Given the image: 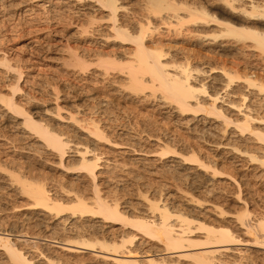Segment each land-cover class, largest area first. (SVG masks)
<instances>
[{"label":"rangeland","instance_id":"1","mask_svg":"<svg viewBox=\"0 0 264 264\" xmlns=\"http://www.w3.org/2000/svg\"><path fill=\"white\" fill-rule=\"evenodd\" d=\"M131 1L132 2H130V5L133 8L135 7L136 9H139L140 7L139 4L135 2V0H131ZM175 1L179 3H187L188 5L190 4L191 7H195L198 4V1L200 0L198 1L196 0L197 2L195 0H175ZM202 1L199 2V4L204 2L203 4L208 7L214 6L217 2L215 0H204L203 2ZM81 7L83 6L80 5V3L76 5L75 1L73 0H0V62L2 61L3 56H6L13 68L17 66V68H21L24 71V74L20 79V84L22 89L20 90V92L17 91L18 93L16 92L15 96H17V98L21 100L20 102L23 101L22 103L23 105H25L24 107H26L27 109L29 108V110L31 108V111L37 110V112L35 113L37 114L39 113V115L40 114L42 116L47 115L46 116L47 119H49V117L54 113H55L54 116L56 117L57 115L56 112L57 110H59L58 108L61 107L60 112L62 113L63 118L57 116L58 118L56 117L55 119H53L52 123L55 124V125L53 124L54 127L56 128V126H58V129L60 128V125L62 126V128L65 127L64 129L60 128V130L63 131L66 129L64 131L65 134L66 135L69 134L68 136L72 139V141H74V143L77 142L80 143L82 142L83 144L91 143L90 148L92 146L93 149L98 148L100 150L99 151L96 149L97 152L102 153V159L99 162L100 165L98 166L96 172L97 173L96 182L98 185V189L100 190V192L102 190V193H104V196H106L105 198L106 199L108 198L109 201L112 200L111 202L120 203V206L123 212L125 211L124 212L125 214L129 216H133V214L136 216L137 215L143 216L145 213L149 211L148 210L150 208L149 205L151 204L149 200L153 201L154 199L155 200L161 199L162 200L161 204H166V205L168 204L167 207L173 212H178L179 210H183V212L184 211H186V213L188 212L187 213L188 216H190L189 213L196 215L198 219L203 221L205 220V222L207 221V223H209V221L210 222L212 221L211 223L214 222L217 224L219 222H222L231 225V227L233 228L234 227L237 228L238 226L237 229L238 231H240L239 233H241L240 238L243 237L244 239H247L249 236L243 234V232L245 233V231H243V229L239 227L240 223L237 220H235L237 214L236 212L238 210L242 211L240 210L241 205L243 207L245 201H248V204L251 203L249 204V208L251 206L250 210L252 211V214L256 213L257 215V211L259 212L260 209L258 207L256 208V206L260 205L259 203L261 201V197H262L261 195L264 194L263 192L264 184L262 185L263 181L260 175L261 168H259L260 167L258 165L259 162L258 161L256 162L255 160H254L255 162L253 161L249 162L251 160L249 159V156L247 154L242 155L238 151H235L233 149L235 145H237L236 147H239L241 150L243 151L247 150L249 152H252L254 155L258 156L260 154V150H259L260 146L258 147L259 142H257V140H254L255 138L253 136L250 135L248 136V134L246 135V137L240 134H235L237 132H233L232 131L233 129L227 131L225 135L223 133L222 134L218 133L221 137H217L218 135L216 134H215L216 136L215 135L208 136L206 134L204 138V135L202 136V133L199 130L205 125L206 120H211L213 116L210 115L211 117L210 116L205 117L207 114L204 115L205 114L204 111L203 112L199 111L195 113L180 112L175 107V104L169 103V101L162 99L161 94L159 92L155 93V95L152 94L150 89L149 90L147 89L144 92H135L134 94L131 91L132 89L126 87L125 83L127 80H125L124 82L125 79L123 76L124 74L123 73L120 74L117 70L111 72L112 77L108 75H102L100 73L101 67H99L98 65V68H96L97 67L96 59L99 58H95L97 57L95 53L99 54L101 53L100 52L101 50L102 52L104 51L105 53L111 54L110 56L112 57L116 55L115 57L118 58L119 56L122 57L123 55H125L126 54L125 52H127V49L131 47V45L127 42L123 43L124 45L117 42H113L112 41L113 39H110L111 40L110 42L106 41V38L101 34L103 31H99V30L94 31V27L95 28L99 27L103 29L102 25L90 24L89 31L83 33L84 35L80 34V32L77 33L78 30L77 25L81 22L86 21V18L89 16L88 14L87 17L85 16L86 15L84 13L85 10ZM90 12H95V11H90ZM91 14L97 15L98 13L96 11V13H91ZM153 15H152L153 21L159 25V29H157L158 31H155V33L152 34V37L150 35L151 40L149 37L147 43L149 45L150 44L154 45L160 39V42L163 44L161 45L165 48L164 52H166V54L169 52L168 54L169 56H166V58L170 57L171 55H174L175 58L178 60V62L182 61L184 64H188L190 67L194 69L196 68L201 69V72L197 73L195 71L194 73L196 74L199 80L200 77L201 79H204L203 81L207 83L210 90H212L211 86L218 83L219 78L221 81L222 78V73L220 72L218 73L214 69L217 67H218L217 71H221L223 67L230 70L232 69V71L233 68L234 70L236 68L238 69L236 71H238L239 74L241 73V75L244 74L253 75L252 77L253 78L255 77L258 80V82L259 81L262 82L264 80V57H263L264 54L261 55V57H259L261 53L259 52L260 53L259 54L256 48L254 47L252 48V42H250L249 40L246 42L245 45L244 44L245 42L243 41L237 42L236 38L230 37L229 42L227 43L228 38L227 39L220 38L219 40L214 38L215 39L214 40L211 35H209L210 36L209 37L207 34L200 31H196V32L203 34L201 35L198 33L196 34V32L192 33L195 31L193 30L195 29L194 27H196L197 30L198 29L201 30L202 28L208 30L207 28H209L210 29L209 32H211L213 30V29L211 30V28L214 26L213 28L215 30L216 25H212L208 27V26H204L203 24L195 25L194 23H187L186 26L182 28L181 32H178L176 31L175 26H168V24L162 23L163 20H160L159 16L156 15L157 17L155 16L156 18L155 19ZM71 18L73 21L75 20L74 21L75 24L71 20ZM75 18L78 20H76ZM99 21L103 22L104 20H99ZM195 34L199 35L201 38L199 36L197 37ZM204 37H206L207 39ZM210 38H212L215 42H212L213 40L210 41L211 40ZM153 39L157 42H155ZM216 40L219 42H217ZM153 42L154 44H152ZM160 42H158V45L159 47H162L160 45ZM247 43L249 46H247ZM219 44L222 45L224 44L225 47ZM95 48L99 51H97ZM71 53L72 54L80 53L81 55L80 54L79 55L81 57L84 56L85 58L84 60H86L88 63L94 62L96 60L95 63L96 65L92 63L93 65L91 64V66L89 67L90 65L89 63L88 65L89 69H86V72L84 71L82 73L78 72V69L76 70L74 67L67 65V61L72 56ZM93 53L95 56L93 55ZM125 57L127 56L125 55ZM125 57L123 59H125ZM5 67L6 66L0 63V92H2V94H5V96H8L12 94V89H10L11 88L10 84H12L13 83L12 81L15 80L16 78L15 74L17 72L13 70V68L9 70ZM210 68H213V71L214 70L215 71L213 72L212 69ZM205 70L206 72H204ZM115 72L119 73L116 74L118 76L120 75L119 77H121L123 83H118V81H116L117 83L114 82L116 78H117L116 80L120 79V78L118 79V76L115 74ZM216 75L217 77H215ZM212 76L214 79L216 78L215 81H212L213 79ZM122 77L124 79H122ZM109 78L113 80L111 81ZM261 79L263 80L261 81ZM121 80H119V82H122ZM238 83L239 82L236 81V84ZM120 84L124 85L125 88L122 87ZM240 84H244V82H240ZM119 85L121 86L120 87L121 89L119 88ZM116 89L119 91H117ZM123 89L124 90L127 89V90L123 91ZM7 92H9L10 94L8 93L6 95ZM56 94H58L57 95V97H59V99L57 98L58 100H55ZM149 94L153 96H150ZM28 96L31 98H29ZM105 96H108L111 99L109 107L105 108L107 114L104 113L109 117L105 119L106 121L103 124L106 127L109 140L101 139L99 143L98 142L99 139H97L96 141V137L94 135L89 136L88 131H86L85 128L82 127V125L89 123L90 118H98L104 116L102 113L103 111L99 112L102 109L101 108L99 109L98 101L101 99L102 100L105 99L106 98ZM2 102L3 101L0 102V108L2 110V111L0 110L1 111L0 112V146H1L0 156L2 155L1 159L3 161L0 159L2 162V166L0 167V179L1 178L3 179H1L2 181L0 180V187L3 190L0 189V196H1L0 211L4 208L3 205L6 206L5 207L6 209L5 208L3 209L5 210V212L3 210H2L3 213L0 212V216L2 217L4 216L3 218H5L4 221L0 223L1 232L2 229L3 232H5V230L6 232L7 231L10 232L9 230L10 227L14 226L13 228L11 227V229H13L11 233H13L14 231L13 233L14 238H18L21 240H24L26 238H30V239L32 238L31 241L37 240L39 242L40 247L41 246L43 247V248L41 247V249L45 250V252L47 253L52 252L54 255L62 256L63 258H65V255L66 258L69 255L82 256L85 252H88L87 249L78 250L77 253L70 254L69 252L67 253L65 251H62L59 248L60 247L59 243L54 242L53 239L46 240V238L41 235L43 233L51 234L54 226V222H53L54 220L47 219L48 221L50 220L49 222L46 220L47 224L43 223L46 221H41L40 225L43 228L40 225H39L40 229L39 226L37 227V229L36 227H34L35 232L33 228L32 229L33 232H31L29 236L27 235L28 234L27 231H29L28 223H30L31 221H35L40 216H38L35 213V211H32L33 213H35L33 214L31 210L26 209V205L23 204V201L26 200L24 199L25 197L19 196L20 197L19 198L18 194H15V192L13 191V187L9 186V183H11L12 182L11 180L14 178L13 175L10 174V172L14 173V175L15 174L24 175L28 178L31 177V179L40 177V179L42 178V180H45L46 177L49 178L51 177L52 179L48 178L46 180L49 183V184L47 183L48 188L49 189L52 188L51 189L52 195L54 196L55 194L56 196L57 195L56 193L59 192L58 193L59 197L64 196V198L62 197L63 199L67 197L65 200H68V198L72 197V195L76 197L78 195V193L76 192L81 191L83 186H87V188L83 187V189L85 188L86 191L88 189L92 190V191L88 190V192L86 193V197L87 196L89 197V195L94 196V193L90 194L91 192H93V187H91L93 186L92 182L91 181H90L91 183L89 182V180H91L90 177L86 175L87 173L85 170H81L78 168L75 169L71 167L73 166V164L76 165L75 162L78 164L79 161V156H77L76 151L69 150V152L67 153L68 157L65 156L64 159L65 163L63 162L62 164L63 166L60 165L57 156L53 155L55 154V152L53 151H52L53 153L49 152L51 150H47L44 147H42L41 149V146L39 144L38 146H40V150H43L42 153H40L41 151L39 152V150L34 151L35 149H39V147L36 144L38 143L37 142L38 140H36L37 138L36 135L25 131H24L25 133H23V128L20 127L21 126L20 124H18L21 122V119H23V116L21 117V115L14 114L13 112L12 113L10 112L12 114L10 116V113L7 112V108L5 107V104H2ZM27 103H29L30 105ZM57 104L60 106H57ZM56 107L57 110H54L56 109ZM43 108L46 111L53 110L54 113L52 112H51L52 114H50V112L47 113L46 111H44ZM3 111H5L9 116L7 114H4L5 112ZM94 111L96 114L94 113ZM71 114L81 122H75L74 120H72L70 117ZM45 116H43V118H46ZM16 118L18 122L15 121V123H13L14 122L13 120H15ZM16 125L17 126L20 125L19 128ZM155 130H157L158 132L157 131L154 132ZM21 132L23 133V135L25 134L24 136H26V134H28V136L23 137ZM29 134H31V136L34 135V137L33 136L30 137ZM238 136H240L241 138H239ZM14 138L16 139L19 138V140L17 139L19 142L16 140L17 142L15 143V141L13 140ZM168 140L170 143L168 142ZM216 140L217 142H219L218 143L219 146H217ZM95 141L98 143H95ZM116 142L118 144H115ZM225 142L227 146L224 145ZM131 144H134L135 147L131 146ZM174 144H176V146ZM14 145H16L15 148L13 147ZM36 146L38 148H36ZM71 146H74V144ZM165 147L170 152L165 156H161L160 152L162 148ZM217 147L219 149H217ZM256 147H258L259 149ZM132 149L135 150L133 151ZM37 151L38 153H36ZM218 152H220V154ZM192 154H195L200 160L204 161L209 166L214 164L211 166V168L213 166L215 167V163H210V162H214L217 160L216 162L219 163V165L216 164L217 171L220 172L219 174H223V175H216L218 172H216V174H213V171H215L214 167L212 169L210 167L201 168L198 165V163H194L189 160L185 161V159L182 156V155L190 156ZM9 158H11V161L9 160ZM12 159L17 161V163H15L16 161L15 162L13 161L15 165L17 164L16 166L13 165ZM6 160L9 161L8 164L11 165V167L8 164H5ZM68 160L72 165L67 162ZM240 160L243 161V164H241L242 162ZM66 163L70 164L71 166L70 165L69 166L74 170H72L69 166H68L69 168H67L65 166ZM3 164L8 165L9 168L6 167L5 165L4 167ZM31 165L34 167H32ZM3 167L6 169L5 172L4 169H1ZM31 167L32 169L35 168L36 170L35 169L31 170L30 169ZM10 168L12 170L16 168L17 170L14 169V171L16 170V173L12 171ZM218 168L219 169L222 168V169L218 170ZM228 168L230 169L229 171L230 174L228 173L227 174L231 175V177L226 174L227 170H229ZM103 170L104 171L107 170V171L104 172ZM6 171H8V173L12 176V179H10L9 174L6 175L7 174ZM36 171L39 172L38 173L39 175L42 174L41 172H43V174L45 173V175L42 174V177L39 175L37 176ZM1 173L5 176H2ZM27 173H29V175ZM31 173L33 175H31ZM189 174L190 175L193 174L194 176L197 174L196 175L197 177L195 176V179L193 180L194 176L193 175L189 176ZM236 174L238 175L239 178L237 177ZM35 175L36 177H33ZM43 177H45V179ZM190 177H192V180ZM232 177H234V179H232ZM237 179L239 180V183H237L238 181H234ZM54 180L56 182L60 181V183L59 182L56 183L54 182ZM244 181H246L247 183H244ZM62 182L64 185H61L62 189H60L61 187L59 186L60 187L59 188L58 185L62 184ZM53 183H56L57 185L56 184L53 185ZM79 183L82 185V187ZM14 184L15 187L16 185L18 186V182L15 180H14ZM77 184H79L80 187H78ZM238 184H240V186H238ZM6 185H8L9 187ZM3 186L5 188L7 187V191L5 188H3ZM65 186H66L65 191L66 192L69 191L68 193H72V195L71 194L69 195L68 193L66 194V192L64 191ZM67 186L68 188L73 186L72 188L73 189L77 188V190L75 191L72 190L73 191L72 192L70 190L72 188L68 190ZM239 187L242 189L240 190ZM54 189L57 191H55ZM85 190H82L83 192L82 193L79 192V193L85 196V194H83L86 192ZM8 191H9V195H6L8 194ZM10 192H14L11 193L12 197L13 195L15 196L13 197L14 199L12 198V200L10 199L11 198ZM60 192L65 194L66 197ZM237 192L238 193L241 192V194L244 195L243 196L241 195L240 196L241 198L238 199L239 197L238 196H237L238 198L236 197V194L239 195ZM92 196L90 197L92 198ZM2 198L3 199L5 198L4 199L5 201H2L3 200ZM189 198L191 199L193 198V202H191L192 200L188 201ZM6 199L9 200L10 203ZM196 200L197 202L193 204ZM6 201L8 202V204ZM13 202L16 203L13 204L14 206H12ZM15 205H17L18 207H20V205L21 206L25 205L24 206L25 208L20 207L21 208L20 209L17 208V206ZM10 206L12 207V209L16 207V209H13L15 210V212L14 211L10 212L11 209ZM216 206H218V208ZM221 207L222 210H225L227 208L225 210L227 215L225 212H224L225 214L223 215L220 212L222 216L220 215V213H218L219 210H221L220 209ZM190 208H192V210ZM188 209H190L191 211ZM252 209L255 210V212ZM10 213L12 216H10ZM14 213L16 214L14 215ZM24 214H26L27 216L29 215L30 217L33 214L32 216L36 218L33 219L34 217H31L33 220L31 219L30 221L28 219L29 216L27 217ZM253 215H254L253 217L255 218L256 215L255 214ZM7 217H12L13 221L11 220V218H8L9 219L8 220ZM85 218H87L88 221ZM38 219L40 222V218ZM69 219L71 220L72 218ZM69 219L68 222L70 223ZM80 219L81 222L85 219L86 220L85 223H87L88 225H93L94 229L96 230L99 229L100 233L103 232L108 236L110 235V237H113L114 235L115 237L121 238V233L126 232L123 230H128L127 234H129L131 230L134 231V228L130 226L127 227L124 226V228L126 229H123V225L121 224V222L118 221L108 222V223L104 222L101 217L97 218L98 220L96 218H94L93 220L91 219V221L90 218L87 216H85L84 219L80 217ZM14 220L16 221V223L14 222ZM50 222L52 224H50ZM68 222L67 225L70 226L71 224H69ZM81 222H79V224ZM90 222L91 223L94 222V224L93 223L91 224ZM95 223L97 224L98 228L95 227L96 226ZM1 224H3L5 227ZM43 224H45L46 226ZM15 225H18L16 226L17 229L15 228ZM44 227H47L48 229ZM23 230L26 231V233ZM197 230H196L197 232H194L197 234V235L195 234L194 237L198 236L197 238H199L201 237V233H204V231L203 229L201 231L200 229ZM36 231L40 233L41 237L38 235V233L36 234ZM34 233H35V237H34ZM55 235L59 236L60 234H55ZM137 238L139 239V236ZM24 243L22 241V244L24 246L26 245L25 248L27 249L31 248L32 250L31 242H29L30 247L29 246L27 247L28 243L26 242ZM241 243L242 242H240V244L236 243L233 246L241 250L239 251V254L236 257L230 256L228 258L229 255L228 256L224 255V257L222 256L221 258L228 261L231 259L230 261H232L234 264H245V263L249 264V262L250 264H254V263L264 264L263 248H261L260 246L258 247V245L253 246L251 244H244L246 242L242 244ZM59 252L61 253L64 252L65 254L62 253L60 255ZM190 260L189 259L184 260L183 258L180 259V261L179 260L177 261L179 264H195L192 260H191L192 262Z\"/></svg>","mask_w":264,"mask_h":264},{"label":"bare ground","instance_id":"2","mask_svg":"<svg viewBox=\"0 0 264 264\" xmlns=\"http://www.w3.org/2000/svg\"><path fill=\"white\" fill-rule=\"evenodd\" d=\"M73 1H75L76 5L80 3V5L83 6L81 8H83L85 10L84 13L86 14L85 15L86 17L89 15L86 18V21L81 22V23H79V21H78V23H79L78 25L76 23V25L78 26L77 27V29H78L77 33L80 32V34L84 35L83 33H86L89 31L90 24L102 25L103 29H101L99 27L98 28L94 27V31L95 30L103 31L101 34L106 38V41L110 42L111 41L110 39H113L112 40L113 42H117L120 44L127 42L131 45V47H129L127 49V52H125L126 53L125 55L127 57H125V55H123L122 57L119 56V57H121V58L118 57L119 59L117 57H115L116 55H114V57H112V56H110L111 54L105 53L104 51L102 52L101 50H100L101 53L98 52L99 54H97V53H95L96 51L94 50L95 52L94 51L93 52L97 55V57H95V58H99V59H96L97 65L95 64L96 60L94 62H91V63L89 62L90 63V65H89V63L86 60H84L85 59L84 56H82L83 58L80 56L81 55L80 53H78V54L77 53H74V54L71 53L72 56L67 61V65L74 67L76 70L78 69V72L82 73L83 71L86 72V69H89L88 65L90 67L91 64L94 63L97 66L96 68H98V65H99V67H101L100 73L102 75H108V76H111L112 71L114 72L117 70L120 74H122V73L124 74L123 76L125 79L123 77H122V79H124V82H125V80H127L125 85H126V87H129L130 89H132L131 91L134 94H135V92H144L145 90L150 89L152 94L155 95V93L159 92L161 94L162 99L169 101V103L175 104V107L180 112H194L195 113V112H199V111H201V112L204 111L205 112L204 115L207 114L205 117H208L210 115L213 116L212 117L213 119L211 118V120H206L207 124L205 122V125L203 124L204 126L203 127L201 126L202 128L199 130V131H201L202 136L204 135V138H205L206 134L208 136L209 135L214 136L216 134V135H218L217 137H221L219 135L220 133L221 134L223 133L225 135V133L227 131H229L230 129H233L232 130L233 132H237L235 134H240V135L245 136V137L247 134H248V136L249 135L253 136L255 138L254 140H257V142H259V144H260V145L258 144V147L260 146V149L258 147H256L260 150V154L258 156L254 155L252 152H249L247 150H245V151L241 150L239 147H236L237 145H235L233 150L238 151L242 155L247 154L249 156V159L251 160L249 162H252V161L253 162H255V161L259 162L258 165L260 167L259 166L258 167L261 168L260 175H261L262 181H263L262 185L264 184V80L261 79V81L262 80L263 81L258 82V80L255 77L254 78L256 80L252 77L253 75H250V74H249L250 76L246 75V74L241 75V73L239 74L238 71H236L238 69L235 68V70H234L233 67H232L233 71H232V69L230 70V69H227L224 67L221 69V71H217L218 67L217 68L213 67L216 70V72L222 73V78H221V81H220V78L218 79L219 80L218 83H216V82H215L216 84L212 83L214 85L211 86L212 90H210L207 83H205L203 81L204 79H201V77H200V80H199L197 78L196 74L194 73L195 71L197 73L201 72V69H198V68L194 69V68L190 67L188 64H184L182 61L178 62V60L175 58L174 55H171L170 57L166 58V56H169L168 55L169 52L167 54H166V52H164L165 48L162 46L163 44L160 42V39L158 40V42H160V45L162 44L161 45L162 47H159L158 42L155 41L154 39L153 40L155 42H157L156 43L157 45L154 44V42L152 44H154L155 46L151 45V44L149 45L147 43L150 35L152 37V34L155 33V31H158L157 29H159V25L153 21L152 15L154 14L153 15L154 18L156 15L159 16L160 20H163L162 23L168 24V26H175L176 31H178V32H181L182 28L184 26H186L187 23H194L195 25L196 24L197 25L203 24L204 26H208V27L212 26V25H216L215 30L213 28L214 26L211 28V30L213 29L211 32H209V30H210L209 28H207L208 30H206L204 28H202L201 30L200 29L197 30V28L194 27L195 29H193V30H195V31L192 33H195L196 31H200V32L207 34L208 36L211 35L213 37V39L215 38L217 40H219L220 38H223V39L228 38L227 43L229 42L230 37L236 38L237 42H239V41L245 42L244 43L245 45H246V42L249 40L250 42H252V48L253 47L256 48L258 50V53L259 52L261 53V54L259 53L260 54L259 57H261V55L264 54V0H215V1H217L216 4L214 6H211V7L204 5L203 4L204 0L203 1L197 0L198 4L196 6L194 5L195 7H191L190 4L188 5L187 3H179L175 0H141V1L135 0V2H137L140 6V7L138 6L139 9H136L135 7L133 8L130 5V2H132L131 0H73ZM201 1L203 2V3H200L202 5L199 4V2H201ZM74 7H75V5H74ZM90 11H95V12H90ZM96 11L98 13L97 15L91 14V13H96ZM71 20H72V18H71ZM76 20H78V19H76ZM99 20H104V21L101 22ZM105 22H107V23H105ZM74 24H75V22H74ZM197 33L200 34L199 32H196V34ZM203 33H201V34H203ZM196 36L198 37L199 35H196ZM151 37H150V40H151ZM204 38H206V37H204ZM202 39H203V37H202ZM210 39H211L210 41L213 40L212 38H210ZM214 40L212 42H215ZM217 42H219V41H217ZM207 43H208V41H207ZM219 45L225 47L224 44L223 45L219 44ZM247 46H249L248 43H247ZM219 50H220V48H219ZM97 51H99V50H97ZM94 53H93V55H94ZM110 53H112V52H110ZM106 54H108V55H106ZM218 54H219V52H218ZM124 57H125V59H123ZM0 63H2L4 66H6L5 68H7L9 70H11L13 68L12 65L9 63L6 56H3V59ZM213 68H210V69H212V71H213ZM13 70H15L17 72L16 73L17 75L15 74L16 78L14 81H12L14 84L13 83L10 84V87H11L10 89H12V94L7 92L6 95L8 93L10 95L5 96V94H2V92H0V94H1L0 95V99H1L0 102L1 101L4 102V103L2 102V104H5V107L7 108V112H9V113L13 112L14 114L21 115V117L23 116V119H21V122L19 121L20 123H18L21 126L20 125H18V126L16 125V126L18 128H19V126L22 127L23 133H25V132L29 133L30 132L32 134H35L36 137L38 138L37 139L35 137L36 140H38L37 141L38 143H36L37 146L39 144L41 146V149H42V147H44L47 150H51L49 152H52V151L55 152V154H53V155L57 156V158L59 159L58 161L60 162V165L63 164L65 156H67V153L69 152V150L77 152V156H79V161L77 160L78 164L74 161L76 165L73 164V166H71L72 164L68 160L67 162L70 163L71 165L66 163L68 165L65 164V166L67 168H69L71 166L75 169L78 168V169L86 171L87 174L86 173L85 174L90 177L91 180H89V182L91 181L92 185H93V186H91V187H93V192H91L90 194L94 193V196L89 195V197L88 196L86 197V193L88 192L89 189L86 191L85 188L83 189V187L87 188V186L82 187V185L79 183L82 187V190L86 191L85 193H83V194H85V196L81 195V193L83 192L81 190V191L76 192V193H78V195L77 196L75 195L76 197H74L72 195V193H68L69 192L68 190L70 188H72L73 186L70 188H68V186H67L68 192L65 191L66 190V186H65V188L64 187L63 188H64V191L66 192V194L68 193L69 195L70 194L72 195V197H69L68 200H65L67 197L65 194L62 193L63 191L60 193L65 195V197H66L65 199H63L64 196H62L63 198L58 196L59 192L56 193L57 194L56 196H55V194H54V196L52 195V192H51L52 188L50 187L51 189H49L47 186L48 181L46 179H48L49 177H46V179H45V177H43L45 180H42V178L40 179V177L38 178L35 175L33 177H36V178L31 179V177L28 178L24 175H16V174L14 175V173L10 172V174L13 175V177H14L12 179V176L8 173V171H6L7 172L6 175L9 174L10 179H12L11 180L12 182L9 183V186L13 187V191L15 192V194H18V197L19 196L25 197L24 199H26V200H24V201L21 200V201H23V204L26 205V209L31 210V212L35 211V213L38 216H40V217H38V218H40V222H39L38 218L35 221H31V219H32L31 217H34L32 215L35 213L32 212L33 214L31 215V217L28 215L29 216L28 219L31 221L30 223H28L29 228L25 225L29 230V231H27L28 236H29V234H31V232H33V230L35 232L34 227H36V229H37V227L41 224V221H46L47 219H51V220H54L53 221L54 222V226H53L54 230L52 229L51 234H48V233L44 234L43 232L42 233L44 235L41 234L43 237L46 238V240L47 239H50V240L53 239L54 242L59 243V245H60L59 248L62 251H65L67 253L69 252L70 254L71 253L75 254L78 252V250H82V249L83 250L87 249L88 252H85L84 254L82 253L83 254L82 256L69 255V256H67V258H66V255H65V258H63L62 256L54 255L52 252L47 253V252H45V250L41 249L42 246L40 247L39 242L37 240L31 241L32 238L31 239L26 238L24 240L14 238L13 237L14 231H13V233H11V231L13 230V229H11V227H12L11 226L9 229L10 232L9 231L6 232V230H5V232H3V229L1 232V230H0V253H1L0 254L1 255L0 256V264H177L178 263L177 260L180 261V259H183V258H184V260L185 259H187V260L191 259L195 264H234L232 261H230L231 259L228 261V260H224L221 257L222 256L224 257V255H227V256L229 255L228 258L230 256L236 257L239 254V251H241L240 249L233 247L236 243L240 244V242H242V243L246 242L244 244H251L253 246L258 245V247L260 246L261 248L264 249V194L261 195L262 197H261L260 203L258 202L260 205L256 206V208L258 207L260 209V210L258 209L259 212L257 211V215H256V213H253L256 215L255 218L253 217L254 215L252 214V211L250 210L251 206L249 208V204H251V203L248 204V201H245V203H244V200H243L244 204H243V207L241 205V209H240L242 211H239V210H238L239 212L237 210H236L237 212L235 211L237 213L235 220H237L240 223L239 227L242 228L243 231H245V233L243 232V234L249 236L247 239H244L243 237H242L243 239L240 238L241 233H239L240 231H238V229H237L238 226H237V228L236 227L233 228V227H231V225H228V224H225L222 222H219L216 224L214 222L211 223L212 221L211 222L209 221V223H207V221L205 222V220L203 221V220L198 219L196 215L189 213L190 216H188V214H187L188 212L187 213H186V211L183 212V210H179L178 212H173L172 210H170L167 207L168 204L167 205L161 204V202H162L161 199H159V200L154 199L153 201L149 200V202L151 204L149 205L150 208L148 210L150 212L148 211L149 213L147 212L143 216H138V215L136 216L134 214H133V216H129V215L125 214L124 213L125 211L123 212V210L120 206V203L111 202L112 200L109 201L108 198L107 199L105 198L106 196H104V193H102V190L100 192V190L98 189V185L96 182V179H97V173L96 172H97L98 166L100 165L99 162L102 159V153L96 151V149L97 150H99V149L95 148V147H94L95 149H93L92 146L90 148L91 143L89 144L87 142H86L87 144H83L82 142L81 143L80 142L74 143V141H72V139L68 136L69 134L68 135L65 134L64 131L66 129L63 131L60 130V128H62L61 125H60L59 129H58V126H56V128L54 127L55 124L52 123L53 119H55L57 116L63 118V115L60 112L61 107L58 108L59 110H57V107H56V109H54V110H57L56 117L54 116L55 113L52 109H51L52 111H50V110L46 111L43 108L44 111H46L47 113L48 112H50V114L54 113L49 117V119H47V117H46L47 115L46 116L43 115L46 117V118H43V116L41 114L39 115V113L38 114L35 113V112H37V110L36 111L33 110L34 111L33 112V111H31V108L29 110V108L27 109L26 107H24L25 105H23V103H22L23 101L20 102L21 100H19L17 98V96H15L16 92L17 91L20 92V90L22 89L21 84H20V79L22 78L24 71L21 68H17V66L14 67ZM212 71H210V72H212ZM204 72H206V70ZM204 72H202V73H204ZM116 73L117 72H115V74ZM119 73H117V74H119ZM84 74H86V73H84ZM116 75H115V77H116ZM217 75L215 77H217ZM119 76H118V79L120 78L119 80H121V77H119ZM113 78H114V76H113ZM212 78H213V76H212ZM116 79L114 82L118 81V83H123L122 80H121L122 82H119V80H116ZM213 79H212V81H215L216 78L214 80ZM236 81L239 83L236 84ZM91 82H93V81H91ZM240 82H244V84H240ZM120 85H119V88L121 86L124 87V85H121V86ZM127 89H125V90H127ZM125 90L123 89V91H125ZM117 91H119V90H117ZM137 94H140V93H137ZM147 94H146V96H147ZM25 95H26V93H25ZM57 95L58 94H56V96L54 95L55 100L59 99V97H57ZM156 95H158V94H156ZM150 96H153V95H150ZM100 97H102V96H100ZM105 97H106L105 99H103V100L101 99L98 101V107H99V109L100 108L102 109L100 111L98 109V111L99 112L103 111L102 113L104 116L98 117V118H90L89 123L82 125V127L85 128L86 131H88L89 136L94 135L96 137V141H97V139H99L98 142L101 139H108V133L106 131V127L103 124L106 121L105 119L109 117L108 115H105V114H107L105 108L109 107L111 99L108 96H105ZM29 98H31V97H29ZM25 101H26V99H25ZM27 104H29V103H27ZM57 106H60V105L57 104ZM1 107H3V106H1ZM41 107H43V106H41ZM4 108H2V109H4ZM0 110H1V108H0ZM3 112H5V111H3ZM11 113H10V116L12 115ZM94 113H95V111H94ZM4 114H7V113L5 112ZM13 116H16V115H13ZM70 117L75 122H81L72 114ZM45 119H46V121H45ZM205 119H207V118H205ZM109 120H110V118H109ZM13 121H12L13 123H15V121L18 122L17 118ZM64 128H62V129H64ZM156 131L157 130H155L154 132H156ZM19 133H20V131H19ZM23 133H22V135H23ZM66 133H69V132H66ZM231 134H230V136H231ZM24 135H23V137L28 136V134H26V136H24ZM19 136H20V134H19ZM29 136L34 137V135L31 136V134H29ZM238 137L241 138L240 136H238ZM92 138H94V137H92ZM250 138H252V137H250ZM17 139L19 140V138H17ZM17 139L16 138L13 139L15 141V143L18 141ZM96 141H95V143H98ZM106 142H108V141H106ZM168 142H169V140H168ZM216 143H217V146H219L218 145L219 142H217V140H216ZM73 144H74V146H71ZM115 144H118V143L116 142ZM174 145L176 146V144H174ZM224 145L227 146L226 142ZM15 146L16 145H14L13 147L15 148ZM37 146H36V148L39 147V149H35L34 151L39 150V152L41 151L40 153H42L43 150H40V146H38V147ZM131 146L135 147L134 144H131ZM17 147H18V145H17ZM34 148H35V145H34ZM217 149H219V148L217 147ZM132 150L134 151L135 149H132ZM257 150H256V152H257ZM231 151H232V149H231ZM169 152L170 151L168 149H166V147H165V148H162L160 155L165 156V155L169 154ZM36 153H38V151ZM218 153L220 154V152H218ZM1 156H0V159H1ZM182 156L185 159V161L189 160L191 162L198 163V165L201 168L202 167H204V168L210 167L211 168V166L214 165V164H212L211 166L207 165L204 161L200 160L195 154H192L190 156H186V155H182ZM238 157H240V156H238ZM214 159H215V157H214ZM1 160H0V167L2 166ZM9 160L11 161V158H9ZM13 161L15 162L16 160L12 159V163H13ZM216 161L210 162V163H215V167L213 166L215 168L214 169L215 171H213V174H216V172H218L217 168H216V164L219 165V163H217ZM8 162H9L8 160H6V163L4 161L5 164H8ZM182 162H184V161H182ZM182 162H179V163H182ZM241 162L240 163L243 164V161H241ZM15 163H17V161ZM5 164H3V166ZM29 164H31V163H29ZM8 165H5V166L8 168H9V166L11 167V165H9V166ZM13 165H15V164L13 163ZM24 165H25V163H24ZM19 166H21V165H19ZM75 166H77V167H75ZM4 167L1 169H4V172H5L6 169ZM32 167H34V166H32ZM32 167L30 169L34 170L35 168L32 169ZM106 167H109V166H106ZM73 168H71V169L74 170ZM14 169H16V168H14ZM14 169L13 170L11 169V170L14 171ZM30 169H29V171H30ZM104 169H107V168H104ZM221 169L218 168V170H221ZM16 170L14 171L15 173H16ZM21 170H23V169H21ZM25 171H26V169H25ZM106 171H104V172H106ZM229 171H230V169L227 170L226 174L227 173L230 174ZM33 172H35V171H33ZM32 173H31V175H33ZM38 173L39 172H37V176L39 175ZM41 173L43 174V172H41ZM219 173L220 172H218L216 175H223V174H219ZM27 174L29 175V173H27ZM42 174L39 176L42 177ZM43 175H45V173ZM192 175L189 174V176H192ZM234 175H235V173H234ZM2 176H5V175L2 174ZM195 176L193 177V180L195 179ZM228 176L231 177V175H228ZM89 177H87V178H89ZM237 177H238V175H237ZM237 177H235V178H237ZM4 178H6V177H4ZM190 178L192 180V177H190ZM1 179H3V178H1ZM49 179H52V178L50 177ZM232 179H234V177H232ZM14 180L18 182V186L16 185L17 188L14 186L15 185ZM234 181H238L237 183H239L238 179L234 180ZM54 182H56V181L54 180ZM57 182L60 183V181H57ZM56 183H53V185ZM244 183H247V182L244 181ZM79 184H77L78 187H80ZM56 185H55V187H56ZM61 185H64L63 182H62V184L58 185V187L59 186L61 187V188L59 187L60 189H62ZM6 186H8V185H6ZM238 186H240V184H238ZM238 186H237V188H238ZM14 187H15V189H14ZM52 187H54V186H52ZM3 188H5V187L3 186ZM0 189H1V187H0ZM5 189L7 191V187ZM78 189H80V188H78ZM241 189L242 188H240V190ZM1 190H3V189H1ZM70 190L75 191V190H77V188L76 189L72 188ZM55 191H57V190H55ZM89 191H92V190H89ZM14 192H10V196H11V193H14ZM79 192H81V193H79ZM263 192H264V190H263ZM1 194H3V193H1ZM238 194L239 195L236 194V197L238 196L239 198L238 197L237 198L240 199L241 198L240 196L242 194H241V192ZM6 195H9V191H8V194H6ZM90 196H92V198ZM13 197H15V196L13 195ZM13 197L11 196L10 199L12 200ZM0 198H1V196H0ZM4 199L2 201H5ZM243 199H244V197H243ZM189 200H192L191 202H193V198L192 199L189 198L188 201ZM7 201L9 202V200H7ZM6 202H4V203H6ZM8 202H7V204H8ZM15 202H17V201H15ZM196 202H197V200L193 204H195ZM187 203H189V202H187ZM13 204H16V203L13 202L12 206H14ZM20 204H21V202H20ZM25 205H23V206L20 205V207L25 208L24 207ZM188 205H186V206H188ZM15 206H17V205H15ZM196 206H197V204H196ZM3 207L5 208L6 206L3 205ZM20 207L17 206V208H20ZM216 207L218 208V206H216ZM222 207L220 208L221 210H219L218 213L221 212L223 215L226 213L225 210L227 208L225 210H222ZM10 208L12 209L11 206H10ZM192 208H190V209L192 210ZM8 209H7V212H8ZM11 209H10V212L11 211L15 212V210H13V209H16V207L13 208L12 210ZM150 209L152 210V212ZM190 209H188V210H190ZM2 210L0 212H2ZM3 211L5 212V210H3ZM176 211H177V209H176ZM253 211L255 212V210H253ZM221 213H220V215H221ZM12 214H13V212H12ZM15 214L16 213H14V215ZM26 214H24V215H26ZM6 215H8V214H6ZM226 215H227V213H226ZM10 216H12L11 213H10ZM85 216L89 217L90 221H91V219L93 220L94 218L97 219L100 217L102 218V220L104 222H107V223L118 221V222H121V224L123 225V229H126V228H124V226H126V227L130 226V227L134 228V231L131 230L132 233L130 232L129 234H127L128 230H123L126 232H124V233L122 231H121L122 233L120 232L121 238L115 237L114 235H113V237H110V235L108 236L107 234H105L103 232L100 233L99 229H97V230L94 229L93 225H88L87 223H85L87 220V218H85L86 220L84 219ZM234 216H235V213H234ZM3 217L0 216V223H2L4 221L5 218H3ZM80 217L82 219H84L82 222L80 221L81 220ZM8 218H11V220H12V217H7V219ZM35 218L36 217H34L33 219H35ZM69 218H72V219L70 220ZM68 219H69L70 223L68 222ZM66 220L69 224H71L70 226L67 225ZM47 221L43 222V223L47 224ZM14 222L16 223L15 220H14ZM51 222H50V224H52ZM79 222H81V223L79 224ZM94 222H92V223L94 224ZM6 224H7V221H6ZM12 224H14V223H12ZM45 224H43V225H45ZM193 224H196V225H193ZM1 225H3V224H1ZM16 226H18V225H15V228H16ZM40 226H39V229H40ZM95 227H97V224ZM44 228H47V227H44ZM49 228H50V225H49ZM51 228H52V226H51ZM193 228H194V230H193ZM195 228H196V230L200 229V231L203 229L204 233H201L202 238L201 237L197 238L198 236L194 237V235L196 234L194 232L198 231V230L196 231ZM120 230H122V229H120ZM24 232L26 233V231H24ZM37 233L38 232L36 231V234ZM40 233H41V230H40ZM40 233H38L39 236H40ZM55 234H60V235L56 236ZM109 234H111V233H109ZM21 235H23V234H21ZM38 235H36V236H38ZM138 236H139V239L137 238ZM34 237H35V233H34ZM136 239H138V240H136ZM22 241H23V243L24 242L28 243L27 247L28 246L30 247L29 242H31L32 250H31V248H28V249L25 248L26 245L24 246L22 244ZM33 249H35V250H33ZM59 253L61 255L64 252H62V253L59 252ZM246 258H249V257H246ZM250 259H252V258H250ZM247 263H248V261H247ZM249 264H250V262H249Z\"/></svg>","mask_w":264,"mask_h":264}]
</instances>
